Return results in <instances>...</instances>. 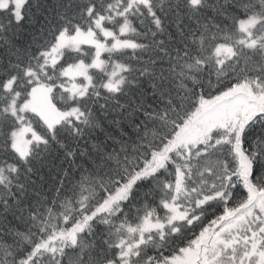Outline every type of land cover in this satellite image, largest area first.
I'll use <instances>...</instances> for the list:
<instances>
[{
	"label": "snow or ice",
	"instance_id": "1",
	"mask_svg": "<svg viewBox=\"0 0 264 264\" xmlns=\"http://www.w3.org/2000/svg\"><path fill=\"white\" fill-rule=\"evenodd\" d=\"M0 264H264V0H0Z\"/></svg>",
	"mask_w": 264,
	"mask_h": 264
}]
</instances>
